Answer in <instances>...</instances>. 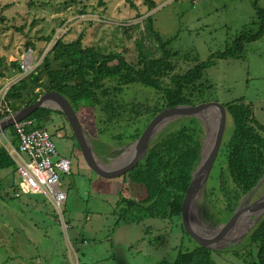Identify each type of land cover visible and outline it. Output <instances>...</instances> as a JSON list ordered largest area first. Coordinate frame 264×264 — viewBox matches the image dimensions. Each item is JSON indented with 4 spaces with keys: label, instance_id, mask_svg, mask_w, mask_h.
Segmentation results:
<instances>
[{
    "label": "rangeland",
    "instance_id": "374dc122",
    "mask_svg": "<svg viewBox=\"0 0 264 264\" xmlns=\"http://www.w3.org/2000/svg\"><path fill=\"white\" fill-rule=\"evenodd\" d=\"M154 1L156 7L148 11L142 0H0V85L6 82L12 84L25 77L11 63L17 61L19 65L21 55L27 50L28 40L37 42L39 37L54 35L62 26L64 31L66 30L63 34L65 41H71L82 33L84 45H98L104 51H124L125 55L130 57L135 54L134 39L142 30V20L151 15L154 29L163 38L170 39L169 48L178 53L173 60H177L179 71L186 70L198 61L210 60V65L204 71V78L211 84V88L204 91L201 100L216 101L223 105L243 99L251 105L254 120L264 130V35L247 42L236 56H218V53H221L240 32L257 29L253 4L264 8V0ZM81 9L84 10L83 13L80 12ZM137 14L141 16L137 17ZM120 24H139L140 28H133L127 37ZM151 43L153 40L150 37L146 38L145 45L151 47ZM42 44L43 42L38 43L39 46ZM32 55L37 66L40 55L36 50ZM118 97L125 102L146 101L150 105H154L155 102L162 103L159 93L141 85L125 88ZM201 100L195 103L202 102ZM77 113L88 133L92 149L104 163L127 150L130 142L118 146L111 136L120 129L119 127L112 126L104 134L97 135L91 118V109L81 106ZM51 118L53 123L46 125L51 131L64 124V128L57 132L63 135L55 136L53 140L59 155L67 157L70 161L69 172L63 173L60 179V188L66 192V200L61 205L63 220L68 223L71 216L79 220L88 217L87 221H84L88 242L80 244V251L76 255H69L63 242L62 249L68 264L73 262V264H159L163 259L171 262L177 249H185L195 244L182 234L177 218L173 222L168 218L146 217L133 220L128 216L123 217L122 207L126 204L117 202L122 196L136 200L145 197V186L141 183L145 172L137 173L136 178L128 176L133 173L132 171L117 177L116 190L109 188V185L114 183L113 178L103 180L105 189L101 187L103 191H98L94 184L96 180L102 178H98L96 173L85 165L71 138L69 125L59 115L53 114ZM231 127V119L226 113L222 141L229 136ZM9 132V129H5L4 135L11 140L12 135ZM1 141L3 137L0 134V146L3 147ZM117 150L121 152L115 155ZM218 154L211 169V176L204 185L205 188L213 177L217 178L219 167L224 166L225 158L222 154L218 157ZM19 179L18 173L10 167L0 170V264H20V260H15L14 254L25 251L15 245L12 247L8 238V221L13 217L10 212L12 203L19 201L35 203L45 212L46 217L54 219L56 217L55 211L53 212L50 203L42 194L35 196L23 194L20 198L3 199L5 193L9 194L14 189L11 181L16 187ZM108 188L110 191H104ZM263 191L264 180L253 194L244 200L242 206L249 205ZM200 194L193 204L196 220L204 223L203 229L206 232H211L209 227H216L219 222L211 224L203 219L204 206L210 208L213 213L214 211L208 199L207 202H200ZM131 209L130 211L135 212L138 218V207ZM29 216L37 218L34 211H30ZM254 216L255 214L249 216L250 224ZM63 220L61 226L62 224L65 226ZM240 220L237 221L238 226ZM250 224L248 226L245 224L247 227L241 233H229L232 227L228 230L224 240L217 243L220 247L212 249L211 255L216 264H244V257L235 256L233 251L244 253L247 249V244L242 240L252 229L253 225L250 227ZM78 228L75 223L69 225L67 236L71 246L73 230ZM241 228L243 227L237 231H242ZM10 238L12 241H26L19 236L17 239L11 236ZM26 245L29 246L27 242ZM71 246L68 249H71ZM33 249V245L30 244L29 250Z\"/></svg>",
    "mask_w": 264,
    "mask_h": 264
},
{
    "label": "trees",
    "instance_id": "16d2710c",
    "mask_svg": "<svg viewBox=\"0 0 264 264\" xmlns=\"http://www.w3.org/2000/svg\"><path fill=\"white\" fill-rule=\"evenodd\" d=\"M142 3L148 11L156 7L154 0H142ZM253 5L257 29L240 32L218 56H236L247 42L264 35V8ZM83 11L80 10L81 13ZM142 22V30L134 39L135 54L130 57L124 51H104L98 45H84L82 33L71 41H65V30L41 57L37 66L24 78L10 85L4 102L11 111H16L33 103L44 92L58 91L68 100L77 115L81 106L91 109L97 135L104 134L112 126L119 127L111 135L118 146L131 143L146 122L165 105L201 103L195 101H200L204 91L211 88V84L204 78V71L210 65V60L198 61L186 70L179 71L177 60H173L178 53L169 48L171 40L163 38L154 29L151 15L144 17ZM121 26L127 37L133 28H140L139 24ZM52 35L39 37L37 42L28 40L27 48L36 50L41 56ZM149 37L153 40L151 47L145 45V40ZM40 42H43L42 46L38 45ZM11 64L20 70L17 61ZM132 85L154 89L161 95L162 103L150 105L146 101L125 102L119 99L123 90ZM223 105L232 125L218 154V157L221 154L224 156V166L219 167L217 178H212L215 179L214 182L212 180L200 192V202H207L208 199L213 208L214 213L204 206L203 219L211 224L225 220L264 176V130L254 120L251 105L243 99ZM7 114L4 113L3 116ZM53 114L65 118L60 111L49 107H39L27 117L35 119L36 126L45 128L55 136L58 130L64 128V124L51 131L46 125L53 123ZM132 126L134 127L130 129ZM5 129H9L13 136L12 143L16 144L13 125ZM70 135L73 139V135ZM204 137V125L194 116L176 118L158 130L152 136L145 156L130 170L133 172L132 176L128 174L130 171L127 173L136 178L137 173L145 172L141 181L145 186V197L136 200L122 196L117 204H126L122 207L123 217L128 216L133 220L146 217L168 218L174 222L180 198L199 161ZM120 152L121 150H117L115 155ZM9 167L16 171L15 163L5 148L0 146V170ZM11 186L14 189L3 195L4 200L18 198L13 196L17 185ZM135 206L139 210L138 218L135 212L130 211ZM242 241L247 244V249L244 253L233 251V254L244 257V264H264V212ZM211 253L212 249L195 243L191 247L177 249L171 262L163 259L159 264H216Z\"/></svg>",
    "mask_w": 264,
    "mask_h": 264
},
{
    "label": "water",
    "instance_id": "95a60500",
    "mask_svg": "<svg viewBox=\"0 0 264 264\" xmlns=\"http://www.w3.org/2000/svg\"><path fill=\"white\" fill-rule=\"evenodd\" d=\"M39 107L56 109L64 115L68 121L73 139L85 165L96 173L98 177L104 179L121 177L130 171L145 156L152 136L166 123L183 116H194L200 119L205 128V137L200 150V158L180 198L179 210L176 216L182 234L186 235L191 241L200 246L209 249L220 247L217 243L222 239L224 240L228 230L238 221L239 218H241L244 211H251L256 206L261 205V211L252 220V224H254L264 212V194L249 205L242 206L244 200L248 198L262 182L264 178L263 176L252 187L244 199L237 204L234 211L225 220L219 222L216 227H209L211 228V232H199L186 222V209L189 205H193L196 202L199 193L204 188L221 145L225 128L226 109L224 105L219 102L205 101L197 104L165 105L158 113L146 122L138 136L127 146V150L121 152L117 157L112 158L107 163H104L95 154L92 145L88 140V133L81 125L76 112L73 110L68 100L55 90L40 94L33 103L1 117L0 133L3 132L6 127L13 125L14 122L29 116ZM206 110L215 111L216 123L209 147L204 152L208 141L209 130V126L204 117V112ZM92 154L96 160H94ZM117 158H121L120 161L117 164L112 165L114 159ZM228 242H230V240H228Z\"/></svg>",
    "mask_w": 264,
    "mask_h": 264
},
{
    "label": "built area",
    "instance_id": "2783aa9c",
    "mask_svg": "<svg viewBox=\"0 0 264 264\" xmlns=\"http://www.w3.org/2000/svg\"><path fill=\"white\" fill-rule=\"evenodd\" d=\"M64 32L62 26L54 33L46 43L43 53L38 59L39 61ZM32 53L33 50L29 47L21 55L19 69L25 76L35 68ZM10 85L8 82L0 85V118L3 117L4 113L10 114L12 112L4 102L5 93ZM13 128L16 144L12 143L13 136L10 140L4 135V131L0 133L3 137L1 145L15 163L16 172L20 178L13 196L42 194L52 206L60 223H62L61 205L66 200V192L60 188V179L63 173L69 172L70 161L67 157L59 155L56 150L53 137H59L60 134L56 133L55 136H52L45 128L36 126L35 119L28 117L14 122ZM63 222L65 226L62 224V227L67 229L68 225L64 220Z\"/></svg>",
    "mask_w": 264,
    "mask_h": 264
},
{
    "label": "crops",
    "instance_id": "0c3cea01",
    "mask_svg": "<svg viewBox=\"0 0 264 264\" xmlns=\"http://www.w3.org/2000/svg\"><path fill=\"white\" fill-rule=\"evenodd\" d=\"M116 179L117 178H113L114 183H111L109 188L116 190L118 184L117 181H115ZM103 180L106 179L102 178L101 180H96V183L94 184V188L101 192L103 191L102 188L106 186L104 185ZM109 188L104 191H110ZM30 195L35 196L37 194ZM30 211H34V214L37 215L36 219L29 216ZM10 212L12 213L11 216H13L8 221V238L11 242V246L14 247L15 245L25 250L20 254H14L16 258L14 259L20 260V264H59V262L60 264H68L64 257V250L62 249L63 242L65 246L64 248H67L69 255H76V253L80 251V244L88 242L86 239V234L88 232H86V225H84V221L88 219V217H86L85 220H79L75 218V216H71L68 218L69 224L65 221L68 227L67 229H64L61 226L60 221L57 219L56 214L55 219L46 217L45 212L38 208L35 203H23L20 201L18 203H12ZM72 223H75V226L79 227L77 230H73L74 233H72L71 236L73 246H71L69 237L67 236L69 225L72 226ZM10 236L16 239L19 236L22 237L20 239L25 238L24 240L26 241H12ZM26 242L29 246L32 244L34 249L29 250V246L26 245ZM69 246H71V249H68Z\"/></svg>",
    "mask_w": 264,
    "mask_h": 264
},
{
    "label": "bare ground",
    "instance_id": "6f19581e",
    "mask_svg": "<svg viewBox=\"0 0 264 264\" xmlns=\"http://www.w3.org/2000/svg\"><path fill=\"white\" fill-rule=\"evenodd\" d=\"M208 111H209V113H208ZM211 112V113H210ZM216 114H215V112L213 111V110H206L205 112H204V117H205V120H206V122H207V124H208V126H209V130H208V141H207V144H206V147H205V150H204V152L207 150V148L209 147V144H210V139H211V137H212V135H213V133H214V130H215V123H216V116H215ZM214 116V117H213ZM92 156H93V158H94V160H96L95 159V157H94V155L92 154ZM120 159L121 158H117V159H114V161L112 162V165H115V164H117L119 161H120ZM260 211H261V205H258V206H256L253 210H251V212H249L248 214H246V215H244V216H241V218H239L238 220H240V223H239V226H238V222H236L233 226H232V228H231V230L229 231V233H232V234H237V233H241V232H243L244 231V229H246V227L250 224V220H249V216L250 215H252V214H256L257 212H258V214L260 213ZM196 211H194V206L193 205H189L188 206V208L186 209V216H185V218H186V222L190 225V226H192L194 229H196L197 231H199V232H202V233H207L204 229H203V227L205 226H203V223L198 219V222H197V220H196ZM197 218H198V216H197ZM199 223V224H198ZM247 226H246V225ZM201 225V226H200ZM240 227H243V228H241L242 229V231H237V229L238 228H240ZM207 228V227H206ZM205 228V229H206ZM207 230V229H206ZM209 232V231H208ZM228 241V240H227Z\"/></svg>",
    "mask_w": 264,
    "mask_h": 264
},
{
    "label": "flooded vegetation",
    "instance_id": "af4514ba",
    "mask_svg": "<svg viewBox=\"0 0 264 264\" xmlns=\"http://www.w3.org/2000/svg\"><path fill=\"white\" fill-rule=\"evenodd\" d=\"M59 117H60V115H59ZM77 117H78V115H77ZM64 119L66 120V118H64ZM78 119H79V118H78ZM79 121H80V120H79ZM66 122H67V124H68V121H67V120H66ZM80 123H81V122H80ZM68 125H69V124H68ZM81 125H82V124H81ZM69 127H70V126H69ZM60 135H63V134L61 133ZM73 141H74V139H73ZM74 142H75V141H74ZM263 180H264V178H263ZM263 180H262V181H263ZM248 193H249V192H248ZM248 193H247V194H248ZM247 194H246V195H247ZM252 194H253V193H252ZM252 194H251V195H252ZM263 194H264V191H263L260 195H258V196L256 197V199L259 198V197H260L261 195H263ZM246 195H245V196H246ZM245 196H244V197H245ZM244 197H243L241 200H243ZM256 199H254V200H256ZM241 200H240L239 202H241ZM254 200H253V201H254ZM253 201H251V203H252ZM243 204H244V202H243ZM248 204H249V203H248ZM243 206H247V205H243ZM247 212L249 213V212H251V211H244L243 214H245V213H247ZM248 213H247V214H248ZM243 214H242V215H243ZM256 215H257V214H255V216H256ZM261 215H262V214H261ZM255 216H254V217H255ZM259 218H260V217H259ZM256 222H257V221H256ZM256 222H255V223H256ZM255 223H254V224H255ZM254 224L251 223V224H250V227H252V225L254 226Z\"/></svg>",
    "mask_w": 264,
    "mask_h": 264
}]
</instances>
